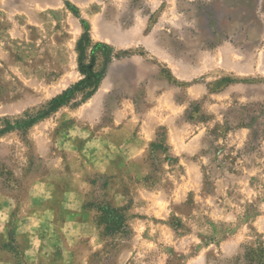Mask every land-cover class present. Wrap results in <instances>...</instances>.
Wrapping results in <instances>:
<instances>
[{
    "label": "rangeland",
    "instance_id": "obj_1",
    "mask_svg": "<svg viewBox=\"0 0 264 264\" xmlns=\"http://www.w3.org/2000/svg\"><path fill=\"white\" fill-rule=\"evenodd\" d=\"M92 64L96 92L44 116ZM258 246L264 0H0V264H245Z\"/></svg>",
    "mask_w": 264,
    "mask_h": 264
},
{
    "label": "trees",
    "instance_id": "obj_2",
    "mask_svg": "<svg viewBox=\"0 0 264 264\" xmlns=\"http://www.w3.org/2000/svg\"><path fill=\"white\" fill-rule=\"evenodd\" d=\"M84 30L87 32V26H84ZM85 43L80 41L78 43V52L80 53V62L82 56L84 55L85 45L89 43V39H87L86 33L84 34ZM83 44V45H82ZM100 44H95L91 47L92 57L93 53L96 49L100 48ZM93 64L90 67L82 66L80 67V73L82 75V79L78 81L72 88L63 91L61 94L55 96L47 103V111L44 113L46 116L49 113L55 112L59 108L67 105L74 99V96L79 93H85L86 97H91L97 90L100 74L94 71ZM35 120L31 119L29 123L32 124ZM100 212V221L104 226V232L107 234L121 232L125 229V217L122 209L111 208V207H100L98 209ZM243 263L245 264H264V247L258 246L256 248L248 247L243 255Z\"/></svg>",
    "mask_w": 264,
    "mask_h": 264
},
{
    "label": "crops",
    "instance_id": "obj_3",
    "mask_svg": "<svg viewBox=\"0 0 264 264\" xmlns=\"http://www.w3.org/2000/svg\"><path fill=\"white\" fill-rule=\"evenodd\" d=\"M124 37H125V39H126V41L127 42H125V41H123L121 44H119V45H124V44H128L129 42H130V35L129 34H126V35H124ZM112 44H114L113 42H112ZM122 47V46H121ZM120 47V48H121Z\"/></svg>",
    "mask_w": 264,
    "mask_h": 264
}]
</instances>
